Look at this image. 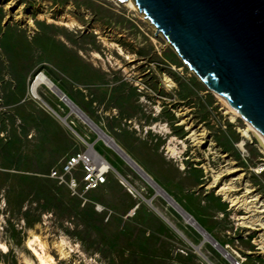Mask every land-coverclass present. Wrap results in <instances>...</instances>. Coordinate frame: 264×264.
<instances>
[{
    "label": "rangeland",
    "instance_id": "374dc122",
    "mask_svg": "<svg viewBox=\"0 0 264 264\" xmlns=\"http://www.w3.org/2000/svg\"><path fill=\"white\" fill-rule=\"evenodd\" d=\"M66 21L82 27L60 23ZM40 74L68 99L43 83L33 95ZM231 115L126 3L0 0V244L9 248L0 250V264H39L26 247L35 235L53 264H231L220 246L243 264H264V151L239 132L246 122ZM81 138L115 168L86 203L48 177L83 148ZM216 174L221 179L212 186ZM226 183L236 189L231 195L254 197L259 208L231 207L217 194ZM246 216L258 222L240 225Z\"/></svg>",
    "mask_w": 264,
    "mask_h": 264
},
{
    "label": "water",
    "instance_id": "95a60500",
    "mask_svg": "<svg viewBox=\"0 0 264 264\" xmlns=\"http://www.w3.org/2000/svg\"><path fill=\"white\" fill-rule=\"evenodd\" d=\"M133 1L139 12L155 26L157 34L167 39L190 70L204 83L212 84L221 94L231 98L264 137V0ZM59 91L61 98L67 99ZM128 158L151 178L133 159ZM194 222L204 237H210V242L219 246ZM219 248L227 253L223 247Z\"/></svg>",
    "mask_w": 264,
    "mask_h": 264
},
{
    "label": "bare ground",
    "instance_id": "6f19581e",
    "mask_svg": "<svg viewBox=\"0 0 264 264\" xmlns=\"http://www.w3.org/2000/svg\"><path fill=\"white\" fill-rule=\"evenodd\" d=\"M127 6H130L133 10H137V6L135 5V2L133 0H127L126 2ZM50 22V21H49ZM63 25H73V26H80L79 24H76L75 22H60ZM121 53L123 54V50L120 49ZM98 56V55H97ZM128 57V56H127ZM37 80L34 82L32 88H31V92L33 95L36 94V89L39 87L40 83L45 84L49 89H51L52 91H55L57 93H59V89L55 86V84H53L46 76H44L43 74H40L37 78ZM166 82H168L169 86H173L174 83L173 81L169 78V77H165ZM206 86L209 88V90L214 94V96L223 104L225 105L228 109L229 112L232 114L231 115V121L235 122L237 118H240L242 120H244L247 124V128L245 129H241L239 132L242 134V136L246 139L251 141L253 138H257L261 148L264 151V137L261 135V133L253 126V124L249 121V119L247 118V116L245 115V113L243 111H241L238 106L231 100V98L227 97L224 94H221L220 91L213 86L212 84L209 83H205ZM62 97V94L60 96V98ZM62 100H67V99H63ZM68 104L72 107L73 110H77L76 107L73 106V104L68 100L67 101ZM88 118V117H87ZM66 120V118H64ZM90 120V119H89ZM184 121H182L180 124H183ZM103 132V131H102ZM105 142L107 144H109L110 146H112L114 149L117 150V152L125 159L127 160V162H129L133 167H135L140 173L141 175L144 176V178H147L148 180H150V182L152 184H154L151 180V178H149L134 162H132L128 156L126 154H124L120 148L115 144L114 140L111 139V137H109L106 134H102ZM188 138L190 139H195V133H191ZM193 141V140H192ZM181 144L183 143V146L185 147V143L184 141L180 140L179 141ZM239 146L241 147V149H245L244 143H240ZM170 151L172 152L173 155L177 154V148L176 147H169ZM263 169V168H262ZM221 179V174H216L213 175V180L211 182L212 186H215L216 184L219 183ZM121 183L128 189L129 192H131L134 196H136L137 192L133 190V188H130L126 182L124 181L123 178H121ZM155 185V184H154ZM156 186V185H155ZM157 187V186H156ZM158 188V187H157ZM159 189V188H158ZM160 190V189H159ZM161 191V190H160ZM236 191V189L233 186V183H226V184H222L218 191L217 194L223 196L224 200L230 202L231 207H237L238 209H246V210H250L252 208H259L254 206L253 202H255L257 199L254 197H247V196H241V197H237V196H233L230 194V192H234ZM248 191V190H247ZM162 193L165 195V193L162 191ZM170 199V198H169ZM169 204H171L172 206L175 202H173L171 199L170 201H168ZM176 204V203H175ZM230 207V208H231ZM176 208V207H175ZM236 209V208H235ZM259 212H264V210H259ZM188 216V215H187ZM190 218V217H189ZM192 219V218H190ZM240 220H242V222L240 223V225L244 226V227H252L251 225L255 222H258L257 219H252L251 216H246V217H241L239 218ZM193 222V220H192ZM260 222V220H259ZM195 224V222L192 223V225ZM195 227H197V225H193ZM36 242L38 243L37 247L35 245ZM26 247L28 249H30L33 253V255L37 258V260L39 261V264H53L54 263V258L50 255H48L46 253L45 250V245L40 241L38 236H32L30 238L27 239L26 241ZM60 247L62 248V254H64V249L67 247V243L62 240L60 242ZM0 250H2L4 253L9 252V248L7 245L5 244H0ZM226 256L227 253H226Z\"/></svg>",
    "mask_w": 264,
    "mask_h": 264
},
{
    "label": "built area",
    "instance_id": "2783aa9c",
    "mask_svg": "<svg viewBox=\"0 0 264 264\" xmlns=\"http://www.w3.org/2000/svg\"><path fill=\"white\" fill-rule=\"evenodd\" d=\"M80 143L83 148L68 154L50 171L48 177L64 186L73 197L86 203V196L105 185L115 168L95 149L94 143L84 138L80 139ZM96 210L103 209L96 205ZM227 255L231 264H243V259L236 252H227Z\"/></svg>",
    "mask_w": 264,
    "mask_h": 264
}]
</instances>
